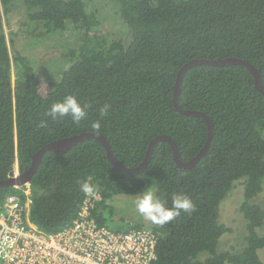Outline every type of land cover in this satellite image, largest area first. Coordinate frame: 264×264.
<instances>
[{
	"label": "trees",
	"instance_id": "16d2710c",
	"mask_svg": "<svg viewBox=\"0 0 264 264\" xmlns=\"http://www.w3.org/2000/svg\"><path fill=\"white\" fill-rule=\"evenodd\" d=\"M10 1L0 0V179L12 174L15 160L20 174L44 144L81 132L102 133L127 166L142 161L158 134L171 136L181 160L188 161L207 135L202 117L183 115L173 104L177 71L190 59H246L260 69L264 88V0H114L131 40L124 46L121 39H112L107 47L91 43V35H100L95 32L99 22L83 0H23L34 23L31 33L68 26L83 32L78 49L68 53L77 52L78 58L57 81L38 76L25 55L14 47L10 51L1 13L9 10ZM66 95L87 105V117L79 125L70 117L52 121L45 116ZM177 102L183 109L204 112L214 125L208 151L194 166L179 168L164 140L154 144L139 173L114 168L93 138L63 153L47 150L29 181V220L50 233L71 225L85 197L78 181L88 180L100 195L92 216L108 226L112 196L137 195L156 185L157 196L169 206L172 195L182 193L196 211L182 212L163 226H108L151 229L157 236L151 264H264L257 253L264 247L258 233L264 209L252 202L264 181V95L242 64H201L183 74ZM105 104L108 112L101 117ZM40 121L46 126L40 127ZM95 122L99 131L92 127ZM239 180L246 234L238 243L240 251H217L219 238L230 230L219 221V206ZM9 193L25 199L15 186L0 187V197ZM201 253L206 256L200 258Z\"/></svg>",
	"mask_w": 264,
	"mask_h": 264
},
{
	"label": "built area",
	"instance_id": "2783aa9c",
	"mask_svg": "<svg viewBox=\"0 0 264 264\" xmlns=\"http://www.w3.org/2000/svg\"><path fill=\"white\" fill-rule=\"evenodd\" d=\"M19 175L14 161L10 176ZM0 197V264H151L157 236L147 228L113 230L92 216L95 197L86 196L71 225L45 232L28 217L30 182Z\"/></svg>",
	"mask_w": 264,
	"mask_h": 264
},
{
	"label": "rangeland",
	"instance_id": "374dc122",
	"mask_svg": "<svg viewBox=\"0 0 264 264\" xmlns=\"http://www.w3.org/2000/svg\"><path fill=\"white\" fill-rule=\"evenodd\" d=\"M89 12L95 14L99 27L95 32L100 35H91V43L107 47L112 39H121L124 46L131 40V31L119 14V5L114 0H83ZM27 8L23 0H11L9 10L2 13V29L6 35L10 51L14 47L27 57L36 74L50 81H57L62 76L67 67L78 58L77 52L69 56V50H77L82 43L83 32L77 28L53 29L43 35L38 32L31 33L34 23L27 18ZM67 27V26H66ZM10 39L12 43H10ZM156 189L152 185L149 189ZM148 189V190H149ZM142 194V193H141ZM117 194L109 199V204L113 208L112 221H108V226L112 224L141 223L149 226L148 220L144 219L136 210L135 200L141 195ZM243 199L242 182L236 181L235 186L221 201L219 206V221L230 230L223 233L218 240L217 251L224 249L232 252L241 250V239L246 234V223L243 214L239 210V205ZM264 209V181L262 191L252 198ZM114 224V225H115ZM258 233L264 236V222L258 228ZM244 241L242 242L243 245ZM259 258L264 262V247L257 250ZM206 253H201L200 258H204Z\"/></svg>",
	"mask_w": 264,
	"mask_h": 264
},
{
	"label": "water",
	"instance_id": "95a60500",
	"mask_svg": "<svg viewBox=\"0 0 264 264\" xmlns=\"http://www.w3.org/2000/svg\"><path fill=\"white\" fill-rule=\"evenodd\" d=\"M263 52H264V45H263ZM218 65V66H224V65H230V64H242L244 65L253 75L254 77V83L257 90H259L264 95V88L262 85V77H261V71L257 67H255L252 63H250L246 59H242L235 56L230 57H224V58H215V59H207V58H193L188 61H186L177 71L174 88H173V104L175 109L183 114L188 116H198L202 117L204 121L207 124V135L206 140L202 148L188 161H182L180 158L178 146L176 144V141L167 134H158L155 137H153L147 147V150L145 152V156L142 159V161L136 165V166H127L122 161H120L117 156L114 155L110 148V144L106 140L105 136L102 133H96V132H81L78 134H74L71 136L63 137L60 139L52 140L46 144H44L41 148H39L32 156L30 166L22 173H20L17 176H9L6 179H0V187H6V186H18L25 182L30 181L32 178L33 173L35 172L42 155L47 150H54L56 153H63L67 149H69L72 145L75 143L82 141L86 138H93L97 141H99L106 153L107 159L110 162V164L124 172L128 173H139L143 171V169L147 166L149 163L152 153H153V146L158 141H166L170 145L173 153V159L176 163V165L179 168H191L194 166L208 151L214 125L211 120V118L206 115L204 112L199 110H191V109H183L178 105L177 99L180 93V84L183 77V74L186 72V70L192 66L195 65Z\"/></svg>",
	"mask_w": 264,
	"mask_h": 264
},
{
	"label": "clouds",
	"instance_id": "9594fccd",
	"mask_svg": "<svg viewBox=\"0 0 264 264\" xmlns=\"http://www.w3.org/2000/svg\"><path fill=\"white\" fill-rule=\"evenodd\" d=\"M87 105H82L75 95H66L61 100L52 103L45 113L52 121H58L64 117H70L74 124L79 125L87 117ZM109 105L105 104L100 108L101 117L107 115ZM40 127H45L46 122L40 121ZM92 127L99 131L100 123L95 122ZM80 191L86 196L95 197L98 195L97 187L88 180L78 181ZM137 212L146 220L157 226H163L175 220L181 213L191 214L196 207L188 195L175 193L171 197V205L162 201L156 195V189H149L137 196L135 200Z\"/></svg>",
	"mask_w": 264,
	"mask_h": 264
}]
</instances>
